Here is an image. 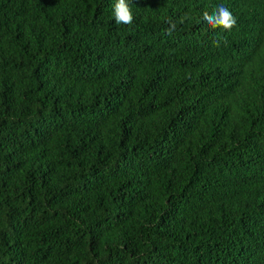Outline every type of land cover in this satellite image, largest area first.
Masks as SVG:
<instances>
[{
  "label": "trees",
  "instance_id": "16d2710c",
  "mask_svg": "<svg viewBox=\"0 0 264 264\" xmlns=\"http://www.w3.org/2000/svg\"><path fill=\"white\" fill-rule=\"evenodd\" d=\"M115 2L0 0V264H264V0Z\"/></svg>",
  "mask_w": 264,
  "mask_h": 264
},
{
  "label": "clouds",
  "instance_id": "9594fccd",
  "mask_svg": "<svg viewBox=\"0 0 264 264\" xmlns=\"http://www.w3.org/2000/svg\"><path fill=\"white\" fill-rule=\"evenodd\" d=\"M113 15L116 24L131 25L134 21L128 0H116L113 5ZM202 19L212 28H222L225 31H230L237 25L236 17L223 4L218 5L212 13L204 12Z\"/></svg>",
  "mask_w": 264,
  "mask_h": 264
}]
</instances>
